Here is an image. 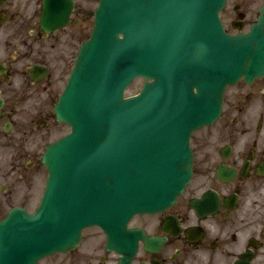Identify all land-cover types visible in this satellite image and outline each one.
<instances>
[{
  "label": "water",
  "instance_id": "water-1",
  "mask_svg": "<svg viewBox=\"0 0 264 264\" xmlns=\"http://www.w3.org/2000/svg\"><path fill=\"white\" fill-rule=\"evenodd\" d=\"M122 1L125 0L102 1V10L98 16L100 32L94 33V38L82 46L67 93L56 106L58 119L70 123L73 132L61 144L48 147L44 155L55 183L50 185L43 204L35 214L30 215L21 208H14L9 221L0 225V264H7V260L2 263L1 256L4 261V256H7L6 249L13 239L28 237L35 240L34 244L45 242V223L52 229L51 225L59 218V214L67 217V220H74L64 225L65 236H62L58 243L54 234L46 233L47 240L54 244L49 248L51 250L36 248L34 252H27L25 256L32 260L33 264L47 252L69 251L75 247L81 238L79 232L82 224L86 226L97 223L104 227L109 233V249L120 252L131 247L133 249V241L136 243L138 240V230H126L129 219L136 213L165 209L176 201L191 178V131L212 123L219 116L225 87L234 83L245 71L246 66L248 73L245 76L248 79L264 73V58L251 57L253 45L249 42L250 38L232 37L222 30L218 14L225 0H183L180 6L176 0H138V14L141 16L138 24L147 25L149 37L141 49L131 44L105 41L112 15H121L120 12L124 15V10L120 8ZM170 4L171 7H189L191 11L187 10L181 15L178 13L177 16L168 15L165 9H168ZM66 16L57 15L55 26L63 25ZM184 16L186 22H191L192 27L187 30L190 26L186 24L183 34L189 33L190 37H196L197 42L194 45L179 46L171 40L181 32L180 19ZM263 20L262 16L259 27L251 34L256 39L260 36L255 49L262 47ZM124 27L127 30L133 29L132 25ZM167 40L171 48L166 47ZM189 48L192 53L199 51L205 58H178L186 55ZM117 52L137 56L134 62L138 68L132 69L121 80L116 76L120 73H115L112 77L104 76L110 72L112 63H119L114 59ZM99 53L104 58H98ZM262 53L263 51L258 54ZM138 55L141 58H138ZM161 55L174 57L171 59L170 68L168 58H161ZM155 56L156 58H151ZM175 60H178V68L171 75L172 62ZM132 63L128 61L123 71ZM95 70L98 76L92 78L94 75L91 73ZM189 70L191 76L184 81L185 72ZM137 74L153 78V81L145 83L139 96L125 100L128 105L136 104L126 122L121 118L115 120L112 108L106 112L98 110L103 103L107 104L109 101L125 103L124 87ZM93 87L94 91L91 90ZM195 87L199 93L193 92ZM181 95H186V99L190 100L185 102L186 106L192 107L188 119L186 116L178 118V113L185 111ZM110 111L113 118H110ZM99 121L103 128L95 126ZM105 121H109L110 126L106 127ZM97 133L111 137L110 141L102 142L109 143V150L99 158L94 157L90 163H85L82 156L84 148L80 145L87 143L86 140L91 137L98 136ZM79 137L83 138L82 142L78 140ZM120 137V144L110 145L113 139ZM105 148L106 146H100L99 150L104 151ZM88 165L89 172L93 174H85L88 169L81 168ZM69 167H72L68 169L71 175L68 174L65 178L66 169ZM82 174L91 178V185L96 186L91 190L81 183V187H78L81 195L73 202L78 203L88 196L99 199L98 207H105L97 221L94 218L86 220L88 215L85 213L75 219L70 213L68 215V212L62 210L64 205L58 201V198L66 199L64 184L60 191L63 181L75 185L81 180ZM93 175L99 177L94 178ZM91 210L95 212V207ZM119 230L124 237L122 239L131 240L132 243L120 246L117 243ZM53 232L57 235L60 230L55 229ZM131 257L132 255L126 260V264H130Z\"/></svg>",
  "mask_w": 264,
  "mask_h": 264
},
{
  "label": "flooded vegetation",
  "instance_id": "flooded-vegetation-1",
  "mask_svg": "<svg viewBox=\"0 0 264 264\" xmlns=\"http://www.w3.org/2000/svg\"><path fill=\"white\" fill-rule=\"evenodd\" d=\"M70 1L69 23L46 31L44 0H0V215L7 207H29L41 190V150L58 127L51 101L94 24L95 0ZM232 10L228 31H248L260 16V7L251 10L244 1ZM210 128L193 140V178L177 203L138 216L145 237L138 238L135 264H264V77L231 86ZM100 251L91 246L78 259H120L106 246Z\"/></svg>",
  "mask_w": 264,
  "mask_h": 264
},
{
  "label": "rangeland",
  "instance_id": "rangeland-1",
  "mask_svg": "<svg viewBox=\"0 0 264 264\" xmlns=\"http://www.w3.org/2000/svg\"><path fill=\"white\" fill-rule=\"evenodd\" d=\"M237 1H244L245 3H247L248 7L251 9V10H254L255 8H257L259 6V2L261 0H229V4H228V7L227 9L225 10L224 12V19L226 20V22H229L230 19L232 18L233 16V5L237 2ZM78 52V48L76 49L75 53ZM72 60V59H71ZM72 69V65H70L67 69V73L64 75V78H66V76L69 74V72L71 71ZM64 83V80L61 82V86L63 85ZM143 83H144V80L143 79H137L130 87L129 89L127 90V94L128 95H134V94H137L139 92V90L142 88L143 86ZM69 131V128L68 127H62L61 128V132L57 134V136L59 135H62V134H65ZM199 133H202L199 132ZM199 133H196V134H199ZM49 139V138H48ZM138 222V217L135 219L134 223ZM99 236H101L100 234V231L98 229H91V230H87L85 232V236H86V241H84L82 243V251H83V248L84 246H86V242L91 238L90 235L91 234H97ZM102 239H103V236H102ZM73 256L74 254L72 255H65V254H61V255H58V256H55V257H51V258H48L47 260H44V263H47V264H71V260L73 259Z\"/></svg>",
  "mask_w": 264,
  "mask_h": 264
}]
</instances>
